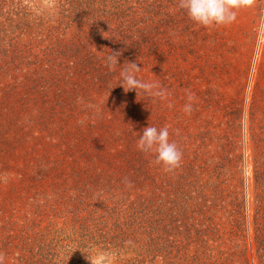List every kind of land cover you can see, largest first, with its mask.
Instances as JSON below:
<instances>
[{
	"label": "trees",
	"instance_id": "16d2710c",
	"mask_svg": "<svg viewBox=\"0 0 264 264\" xmlns=\"http://www.w3.org/2000/svg\"><path fill=\"white\" fill-rule=\"evenodd\" d=\"M173 2L53 0L57 14L52 16L37 12L24 0H0V252L5 254V264L81 263V249L92 237H102L101 242H90L112 254L113 264H148L155 257L154 264H251L249 249L255 264H264V120H256L263 114L260 104L258 112H250L258 132L251 134L254 198L249 247L242 194L220 185L226 172H203L209 151L205 150L206 124L197 133L184 124L186 85L192 77L175 72L174 88L161 78L172 101L140 90L138 96L135 90L126 93L117 83L129 62L140 67L139 80L155 84V58L160 56L167 70L180 65L177 61L184 45L203 51L198 43L204 42L189 29L195 23L183 10L175 9ZM139 8L144 14L136 16ZM27 19L34 20L36 33L31 37L22 28ZM168 30L174 32L170 40ZM109 57L118 63L109 67ZM89 100L97 102L111 121L105 125L87 121L76 131L77 119L89 116V110L84 111ZM148 114L160 128L170 122L174 127L169 139L183 151L178 173H171L174 177L154 164V154L137 150L138 132L152 126ZM230 120L234 124L235 119ZM126 125L131 127L129 133ZM86 167L104 172L92 180L94 185L82 187L79 183L86 174L91 177ZM13 168L18 174L16 185L10 177ZM166 177L173 178L169 185L173 191L179 188V200L167 208V220L173 225L170 241L154 229L164 224L167 214L154 206V218L146 216L152 215V201L140 194L152 193L156 181L160 190ZM93 186L110 201L98 213L97 208H89ZM127 196L131 199L124 202ZM25 199L31 201L28 210L22 206ZM93 209L96 216L87 224L81 222L82 213ZM67 215L75 217L69 227L75 235L59 229L58 244L46 240L44 221L54 225L53 218L60 217L66 222ZM141 227L148 235H142L139 249L129 255L121 247L129 236L126 233ZM89 228L93 229L90 235ZM131 240L139 242V238ZM197 243L202 252H190L188 245L192 251Z\"/></svg>",
	"mask_w": 264,
	"mask_h": 264
},
{
	"label": "rangeland",
	"instance_id": "374dc122",
	"mask_svg": "<svg viewBox=\"0 0 264 264\" xmlns=\"http://www.w3.org/2000/svg\"><path fill=\"white\" fill-rule=\"evenodd\" d=\"M24 2L33 6L37 12H42L46 15L51 14L52 16L57 14L53 0H24ZM177 4L178 0H174L173 7L175 9L178 8ZM147 6L148 5H145L146 8ZM143 14V10L139 8V13H137L136 16H141ZM33 21V19H27V22L22 27L27 29L29 37H31L33 32L36 33L34 27H32ZM189 26H191L189 29H192V31L202 39V42H204V45L198 43L199 46H202L203 51H199L198 46L186 43L187 45L184 46H186L185 49L187 52L185 53V49L182 50V55L178 57L177 62L180 63V65L172 69L167 68V70L161 65L159 61L160 56L155 58V77L157 81L155 85L163 88L161 85V78H163V81L170 83L171 88H174L178 82V76L174 75V73L178 71H183V74H189V76L192 77L186 85V94L190 92L194 95V110L191 115H187L183 112L187 117V121L184 122V124L189 126L188 128L191 133L204 131L203 128L206 124V129H208L209 132L205 140V143H208L205 150H209L210 152L208 151L207 158L204 156L205 163L202 167L204 170L203 172L208 173L209 170L226 172V176H224V174L221 175L222 182H220V185H228L229 189L233 190V192H238L239 195L242 194L243 204L245 205V216L247 219L245 223V235L247 236V245L251 247V221L254 198V181L252 180L254 171V152L252 150L251 134L254 130L258 132V129H255L256 125L252 126L250 119L253 117H251L250 112H258L260 104V107L263 108V114L262 117L256 118V120H264V0H256L253 6L240 9L237 13L236 20L230 25L213 26L209 28L201 27L197 24H191ZM173 33V31L168 30V40H170L169 35L171 36ZM190 38L192 37H188L187 42ZM168 47H170V45L166 46L167 50L170 52L171 49H168ZM174 47H177L176 44ZM180 58L182 59L179 60ZM169 65L170 64H167V67ZM166 72H168V74H166ZM215 98L217 101L214 103ZM102 99H104L103 96ZM168 99L172 101L170 94L167 96L166 100ZM97 106V102L92 103L89 100V108H84V111H87V109L89 110V116L85 117L82 115V117H79L76 123H74V130L77 131V129L81 128L85 123L87 124V121H89V123L91 122L92 125H96L97 122L105 125L111 121V118L101 113ZM154 106L155 104L153 107ZM159 110L160 108H157L156 112L159 113ZM238 112L240 117L237 118ZM147 116V119L150 120V124L159 129L160 123L154 120L153 115L150 116V114H148ZM230 119H235L234 124H232ZM165 126H168L170 133L169 138H171L174 127L171 126V122L168 124L166 123ZM130 129L131 127L126 125L127 133L130 132ZM139 135L142 134L138 132L137 136L139 137ZM189 135L191 134H188L187 139ZM210 154L214 155V157H210ZM86 168H88V170L91 169V177L88 179L86 174L84 180L79 183L82 187H88L89 184L90 186L94 185L92 184V180L101 178V173L104 172H97L93 167ZM13 170L15 171H11L12 175L10 177L15 180L13 185H16L18 174L16 168H13ZM172 173H178V171ZM227 173L230 175L227 176ZM166 176L173 175H171V173L168 175L167 173ZM172 179V177H166L167 182L160 190L158 189L159 184L156 181L152 186V193L140 191V194L143 195L144 193L146 198L150 196L148 200L152 202L149 204L153 205L152 215L146 214V216L154 218V206H158L161 211L167 214L164 224H157L154 229L155 232L161 234L160 237L162 239L168 241L171 239V227L173 225L167 220L168 213H170V210H167V208L174 204L173 202L179 200L176 196L179 188H176L177 191L175 190V192L169 187L174 181ZM89 181L90 183H88ZM164 188L166 189L165 193L162 191ZM89 191V208H97L98 213L100 209L103 210L105 202L110 201H105L107 194L104 191L97 190L95 186ZM238 198L240 199V196ZM130 199V196H127L124 198V202H129ZM25 202V204H22L23 208H25V210H28V208L30 209L29 205L31 201L25 199ZM95 211L96 209L86 213L83 212V219L81 222H85V224L89 223V219L96 216L94 213ZM23 215L25 217V214ZM85 215H87L88 218H85ZM74 219V216H72L71 219L67 215V221L65 222V220L60 217H54L52 220L54 225L46 224V221H44L46 226L42 227V233L45 235V239L58 244L59 242L56 238L59 234V229L60 232L66 229H68L66 231L73 232L69 230V227ZM100 221L101 225H104V222L102 220ZM42 225L43 224H41V226ZM142 227L138 231L133 229L136 231L134 233L130 230L126 233L131 237L139 238V242L133 243L131 237L126 236L127 241L125 244L121 245V247L128 250L129 255L132 254L131 250L139 249L142 235H148L147 230H145V228L142 229ZM36 228H39V226H35V230ZM90 232H93V229L89 228V235ZM94 236H98V234ZM91 240L101 242L102 237H92L90 241ZM90 241L89 244H84L81 249L83 251L80 259L81 263L76 264L114 263L115 257L112 254L99 251L97 246L93 244L94 242ZM195 245L196 249L192 251V246L188 245V250L193 253L202 252L199 248L200 244L197 243ZM144 249L145 246L143 245L141 250ZM249 250L251 264H255L254 254L251 249ZM157 259L158 257H155L153 261H147V263L154 264ZM61 263L62 262L59 261L58 264Z\"/></svg>",
	"mask_w": 264,
	"mask_h": 264
},
{
	"label": "clouds",
	"instance_id": "9594fccd",
	"mask_svg": "<svg viewBox=\"0 0 264 264\" xmlns=\"http://www.w3.org/2000/svg\"><path fill=\"white\" fill-rule=\"evenodd\" d=\"M256 0H178L177 7L183 10L193 23L201 27L209 28L213 26H227L232 24L240 9L251 7ZM109 67L118 63L117 58L113 60L109 57ZM140 70L134 62H129L120 73V83L124 91L135 90L137 96L140 91L153 97L166 99L169 93L166 89L159 86L146 83L137 78L136 73ZM153 89H158L153 91ZM140 90V91H138ZM195 97L192 93L187 94V103L182 111L191 115L193 112V101ZM169 108L172 107L169 103ZM169 128L164 126L157 128L148 126L143 129L142 135H139L136 147L143 153L154 154V164L161 167L165 173H172L181 167L183 151L175 141L169 139ZM0 264H5V254L0 252Z\"/></svg>",
	"mask_w": 264,
	"mask_h": 264
}]
</instances>
